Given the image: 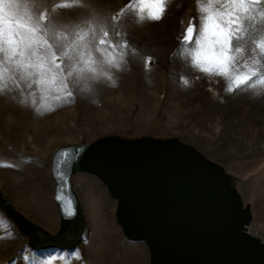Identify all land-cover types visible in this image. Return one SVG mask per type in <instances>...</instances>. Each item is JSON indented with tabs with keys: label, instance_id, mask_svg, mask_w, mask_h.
I'll list each match as a JSON object with an SVG mask.
<instances>
[{
	"label": "rangeland",
	"instance_id": "rangeland-1",
	"mask_svg": "<svg viewBox=\"0 0 264 264\" xmlns=\"http://www.w3.org/2000/svg\"><path fill=\"white\" fill-rule=\"evenodd\" d=\"M37 2L40 11L71 31L77 25L85 28L84 20L107 21L110 39L122 44L126 37L129 54L121 69L112 70L111 80L101 78L89 92L81 90L83 85L71 88V97L57 92L55 85L30 83L19 73L13 81L5 68L6 90L0 92V264H151L148 245L125 234L117 198L89 171L75 169L68 176L85 218L76 244L49 243L28 227L37 225L50 235L61 229V216L57 224L50 221V212L58 211V151L109 141L180 150L221 172L223 185L219 174L215 180L220 183H215L224 193L232 189L227 183L233 176L239 202L249 204L253 216V230L245 231L264 244V95L227 92L225 78L194 69L191 57L174 55L189 22L198 23L196 0H170L159 21L142 23L127 9L121 13L129 0H79L87 7L69 8L57 5L71 0Z\"/></svg>",
	"mask_w": 264,
	"mask_h": 264
},
{
	"label": "water",
	"instance_id": "water-1",
	"mask_svg": "<svg viewBox=\"0 0 264 264\" xmlns=\"http://www.w3.org/2000/svg\"><path fill=\"white\" fill-rule=\"evenodd\" d=\"M75 169L105 182L119 202L125 234L148 245L151 264H264V244L245 231L250 205L239 202L231 177L232 189L224 193L215 180L219 174L223 185L221 172L155 143L109 141L58 151L54 173L61 229L50 235L33 224L28 226L33 236L62 247L78 242L85 218L68 181Z\"/></svg>",
	"mask_w": 264,
	"mask_h": 264
},
{
	"label": "snow or ice",
	"instance_id": "snow-or-ice-1",
	"mask_svg": "<svg viewBox=\"0 0 264 264\" xmlns=\"http://www.w3.org/2000/svg\"><path fill=\"white\" fill-rule=\"evenodd\" d=\"M169 2L129 0L120 11H131L137 23L159 21ZM41 6L37 0H0V92L6 90V67L13 81L19 73L30 83L55 85L57 92L71 97V88L83 85L81 90L89 92L93 83L111 80L112 70L127 62L126 37L122 44L113 42L107 21L84 20L86 30L77 25L71 31L40 11ZM57 7L87 6L71 0ZM196 8L198 23L189 22L174 55L191 57L194 69L225 78L227 92L244 89L264 95V0H196ZM112 32L121 35L115 26ZM74 255L79 258L78 252Z\"/></svg>",
	"mask_w": 264,
	"mask_h": 264
},
{
	"label": "crops",
	"instance_id": "crops-1",
	"mask_svg": "<svg viewBox=\"0 0 264 264\" xmlns=\"http://www.w3.org/2000/svg\"><path fill=\"white\" fill-rule=\"evenodd\" d=\"M247 205H249V204H247ZM51 213H52V219L50 220L51 223L57 224L59 222V220H60V213H58L57 209H55L54 211H51L50 214ZM35 220L36 221H41L40 219H35Z\"/></svg>",
	"mask_w": 264,
	"mask_h": 264
},
{
	"label": "built area",
	"instance_id": "built-area-1",
	"mask_svg": "<svg viewBox=\"0 0 264 264\" xmlns=\"http://www.w3.org/2000/svg\"><path fill=\"white\" fill-rule=\"evenodd\" d=\"M246 230H248V231H252L253 229H252V225H246Z\"/></svg>",
	"mask_w": 264,
	"mask_h": 264
},
{
	"label": "trees",
	"instance_id": "trees-1",
	"mask_svg": "<svg viewBox=\"0 0 264 264\" xmlns=\"http://www.w3.org/2000/svg\"><path fill=\"white\" fill-rule=\"evenodd\" d=\"M231 180H232V184L235 186V180H236V178H234L233 176H231Z\"/></svg>",
	"mask_w": 264,
	"mask_h": 264
}]
</instances>
